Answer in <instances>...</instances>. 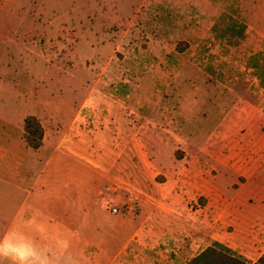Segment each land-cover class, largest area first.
Masks as SVG:
<instances>
[{
  "label": "rangeland",
  "instance_id": "rangeland-1",
  "mask_svg": "<svg viewBox=\"0 0 264 264\" xmlns=\"http://www.w3.org/2000/svg\"><path fill=\"white\" fill-rule=\"evenodd\" d=\"M9 47L35 101H82L100 127L125 114L115 146L132 150L99 179L94 205L111 225L188 227L193 255L216 242L248 264L264 254V0H0ZM105 228L67 232L65 254L35 264H91L105 250L94 241L114 237Z\"/></svg>",
  "mask_w": 264,
  "mask_h": 264
},
{
  "label": "crops",
  "instance_id": "crops-1",
  "mask_svg": "<svg viewBox=\"0 0 264 264\" xmlns=\"http://www.w3.org/2000/svg\"><path fill=\"white\" fill-rule=\"evenodd\" d=\"M17 56L11 47L0 48V264H35L55 248L58 257L63 256L67 232L98 237V228L104 226L114 237L94 241L93 247L105 250L96 252L91 264H177L179 258L187 264L207 248L193 255L194 243L182 245V232H192L188 227L146 218L113 226V219L94 208L99 179L111 175L122 165L123 152L132 150L115 146V131L129 129L125 114L107 113L105 127H100L91 115L83 116V105L77 107L76 100L70 109L65 97L42 105L45 102L33 97V84L19 81ZM18 102L27 112L14 117ZM29 116L37 117L44 129L37 150L24 137ZM102 136L107 137L105 143ZM83 215L89 216L86 223ZM123 231L129 232L128 238L118 252H110Z\"/></svg>",
  "mask_w": 264,
  "mask_h": 264
},
{
  "label": "trees",
  "instance_id": "trees-1",
  "mask_svg": "<svg viewBox=\"0 0 264 264\" xmlns=\"http://www.w3.org/2000/svg\"><path fill=\"white\" fill-rule=\"evenodd\" d=\"M24 137L32 149L37 150L42 146L44 129L37 117L29 116L26 118ZM188 264H248V261L230 247L216 242L192 258ZM253 264H264V254Z\"/></svg>",
  "mask_w": 264,
  "mask_h": 264
},
{
  "label": "built area",
  "instance_id": "built-area-1",
  "mask_svg": "<svg viewBox=\"0 0 264 264\" xmlns=\"http://www.w3.org/2000/svg\"><path fill=\"white\" fill-rule=\"evenodd\" d=\"M129 197H130V199H129L130 202H132V201L134 200V198L137 199V197H136L133 193H130ZM126 208H127V209H130L129 204L126 205ZM113 212H114V213H117V212H118V209H117V208H114V209H113Z\"/></svg>",
  "mask_w": 264,
  "mask_h": 264
}]
</instances>
